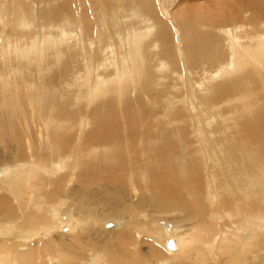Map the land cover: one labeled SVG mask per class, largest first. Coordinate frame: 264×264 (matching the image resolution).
I'll list each match as a JSON object with an SVG mask.
<instances>
[{
	"label": "bare ground",
	"instance_id": "bare-ground-1",
	"mask_svg": "<svg viewBox=\"0 0 264 264\" xmlns=\"http://www.w3.org/2000/svg\"><path fill=\"white\" fill-rule=\"evenodd\" d=\"M55 1L0 0V264H264V0Z\"/></svg>",
	"mask_w": 264,
	"mask_h": 264
},
{
	"label": "rangeland",
	"instance_id": "rangeland-1",
	"mask_svg": "<svg viewBox=\"0 0 264 264\" xmlns=\"http://www.w3.org/2000/svg\"><path fill=\"white\" fill-rule=\"evenodd\" d=\"M57 1V3H59L60 2V0H56ZM55 1V2H56ZM59 1V2H58ZM158 2H157V8L159 7V9L161 10V11H159L158 10V12L159 13H161V14H163V11H164V9H163V1L164 0H157ZM185 2L186 0H169V2H168V5L167 6H165L166 7V10H168V11H171V10H174L177 6H178V3L179 2ZM56 3V4H57ZM126 3H127V0H125V5H126ZM45 4H46V2H45ZM160 4V5H159ZM69 5V8H70V10H73L72 12H73V14H75V15H77V14H79L80 13V11L78 10V7H76V6H73V5H71V4H68ZM71 5V6H70ZM162 5V6H161ZM39 6H41V3H38V7ZM100 7H101V5L100 4H98L97 6H96V9H95V12H98L99 10H100ZM113 7H114V9L115 10H117V8H118V5H116V4H114L113 3ZM163 10V11H162ZM63 11H65V13H68L67 12V8H64L63 9ZM79 11V12H78ZM130 11V6H129V2L127 3V9H126V12H129ZM76 12H78V13H76ZM145 13V12H144ZM93 16H95V14L94 13H91ZM142 16H143V13H142ZM61 21L62 20H59V21H57L58 22V24L59 25H61ZM173 25H174V28H173V26L172 25H166V27H167V32L169 33V35H168V41L170 42V44H171V47L174 49L175 47H177V43L179 42V35L176 33V31L175 30H177V24L175 23V22H173ZM141 34H142V36H141V40L144 42V43H146V42H148L150 39H151V33H148V34H146V35H143V32H140ZM176 35H177V37H176ZM147 50H154V48L153 47H147ZM183 56V54H182V52H180V53H173V56H172V58L174 59V60H176V61H178L181 57ZM248 59H249V61L252 63V64H254V65H251L250 66V68L252 67L254 70H256L254 67H255V64H256V61L254 62L253 60V58L251 59V57H248ZM252 61H251V60ZM148 61H150V60H146L145 61V64L147 63L148 65L150 64ZM150 62H152L153 63V61L151 60ZM254 66V67H253ZM249 68V70H252V68L250 69ZM43 73H45V71H43ZM44 76H49V75H44ZM21 88H22V86H20L19 84H17V83H12V85H11V89H13V92H15L16 93V95H18V93H19V91L21 90ZM0 93L3 95V96H5V97H8V91L7 90H5V91H0ZM82 117H84V115L82 116ZM48 133L49 134H51L52 133V131L51 130H49L48 131ZM42 135H43V141L46 143V144H49V145H52V137H50V140H47V132H46V130L45 131H43L42 132ZM2 147V145H0V148ZM196 153V152H195ZM197 154V153H196ZM2 169V168H1ZM0 169V170H1ZM61 171H63V169L62 170H60V171H58L57 172V174H60L61 173ZM76 170H73V169H71L69 172H75ZM4 173H6V172H4ZM0 175L2 176L3 175V173H1V171H0ZM51 175H56V171H52V173L49 175L50 177H51ZM28 176H29V172H27V173H25L24 175H22V176H20V178L19 177H17L16 175H15V172H14V170H12V173L10 174V175H7V176H4V178H6V179H9V177H12V178H14V180H15V182H16V180H20L21 182H23V183H28ZM264 202V201H263ZM264 204V203H263ZM263 209H264V205H263ZM162 218H160L159 220H158V223H160L161 225V227L162 228H164V229H166L167 230V232H171L172 233V230H177V228H176V226L175 225H173L170 221H167V220H164V219H162ZM103 221H107L106 222V224H110L107 228H109V229H105V226L103 227V225H102V222ZM114 220L110 217V216H106V215H101V220H100V223H99V228H100V230L101 231H104V232H114L117 228H114V229H112L113 227H114ZM262 222H264V217L262 218ZM164 223H165V225H164ZM98 226H97V223L94 225V227H93V229H96ZM174 227V228H173ZM111 228V229H110ZM170 236H171V234H169ZM230 247H232L231 246V242H230ZM233 248V247H232ZM165 249H167V248H165ZM166 251H168V250H166ZM176 251V250H175ZM175 251H172L171 253H173V252H175ZM169 252V251H168ZM170 253V252H169ZM164 261V259L161 261V262H163ZM233 264V263H237L236 262V260L235 259H231V260H229V261H227L226 262V264ZM238 264V263H237Z\"/></svg>",
	"mask_w": 264,
	"mask_h": 264
},
{
	"label": "water",
	"instance_id": "water-1",
	"mask_svg": "<svg viewBox=\"0 0 264 264\" xmlns=\"http://www.w3.org/2000/svg\"><path fill=\"white\" fill-rule=\"evenodd\" d=\"M171 243H172V242L169 243V246L172 245Z\"/></svg>",
	"mask_w": 264,
	"mask_h": 264
}]
</instances>
